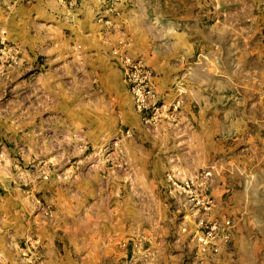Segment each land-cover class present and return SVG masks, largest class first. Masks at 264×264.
Instances as JSON below:
<instances>
[{
	"label": "rangeland",
	"instance_id": "374dc122",
	"mask_svg": "<svg viewBox=\"0 0 264 264\" xmlns=\"http://www.w3.org/2000/svg\"><path fill=\"white\" fill-rule=\"evenodd\" d=\"M123 4L0 0V264H264V0Z\"/></svg>",
	"mask_w": 264,
	"mask_h": 264
},
{
	"label": "crops",
	"instance_id": "0c3cea01",
	"mask_svg": "<svg viewBox=\"0 0 264 264\" xmlns=\"http://www.w3.org/2000/svg\"><path fill=\"white\" fill-rule=\"evenodd\" d=\"M124 2L125 0H28L30 5L27 7L26 10L28 11L26 12H32V15H29L32 17L34 14L38 15L39 12L41 13V8L43 7L49 10L48 16L52 17L63 28L76 31L77 27H83L85 31L88 27L92 30L93 26H95L94 17L97 13L112 19L113 15L110 14L112 11L107 9V7L112 5L118 11L124 5ZM36 7L40 10H37ZM86 35L91 36L92 34L88 30ZM262 59L264 60V56Z\"/></svg>",
	"mask_w": 264,
	"mask_h": 264
},
{
	"label": "built area",
	"instance_id": "2783aa9c",
	"mask_svg": "<svg viewBox=\"0 0 264 264\" xmlns=\"http://www.w3.org/2000/svg\"><path fill=\"white\" fill-rule=\"evenodd\" d=\"M212 229H215V226H213V227H212ZM200 240H201V241H203V239H202V238H200ZM204 242H205V241H204Z\"/></svg>",
	"mask_w": 264,
	"mask_h": 264
}]
</instances>
